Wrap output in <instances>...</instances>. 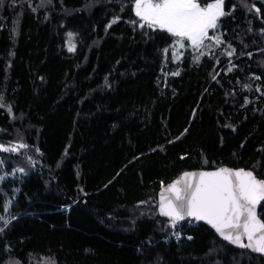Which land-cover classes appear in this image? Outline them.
Instances as JSON below:
<instances>
[{
    "label": "trees",
    "instance_id": "1",
    "mask_svg": "<svg viewBox=\"0 0 264 264\" xmlns=\"http://www.w3.org/2000/svg\"><path fill=\"white\" fill-rule=\"evenodd\" d=\"M133 1L0 3V143L30 157L18 174L0 150V264H264L157 213L184 170L264 178V0H224L199 48L142 26Z\"/></svg>",
    "mask_w": 264,
    "mask_h": 264
},
{
    "label": "snow or ice",
    "instance_id": "2",
    "mask_svg": "<svg viewBox=\"0 0 264 264\" xmlns=\"http://www.w3.org/2000/svg\"><path fill=\"white\" fill-rule=\"evenodd\" d=\"M223 3L224 0H215L201 7L197 0H134V9L136 16L144 22L142 26L166 30L180 38L176 43H180L181 47L186 38L191 41V46L199 48L208 30L218 27V19L227 15L223 11ZM68 35L71 39L73 34ZM220 42L217 39V43ZM74 47L70 45L68 50L74 51ZM228 55L231 56L232 52ZM195 59L199 60V56ZM18 171L23 172L24 169ZM184 176L196 179H185L182 187L177 186L179 181L168 185L171 195L161 197L160 212L171 217L173 226L186 217L205 220L225 240L264 253V222L257 219L255 211L257 204L264 201V179L258 180L251 171L225 168L214 172L185 173ZM4 223L7 225L8 221ZM242 235L254 244H243Z\"/></svg>",
    "mask_w": 264,
    "mask_h": 264
},
{
    "label": "water",
    "instance_id": "3",
    "mask_svg": "<svg viewBox=\"0 0 264 264\" xmlns=\"http://www.w3.org/2000/svg\"><path fill=\"white\" fill-rule=\"evenodd\" d=\"M220 168H225V169H231L233 171L235 170H239V169H243L245 171H251L253 173V175L258 179V180H261V179H264L263 177H259L255 172L254 170L250 169V168H243V167H231V166H228V165H220V166H216V167H213V168H195V169H189V170H184L182 172H180L172 181L168 182L167 184H164L162 187H160V189L158 190L157 192V213L160 217H163V218H166L168 220H171V217H166L164 215L161 214L160 212V203H161V197H169L171 195V193L168 191V185L170 184H173L175 182H178L179 181V184L177 185L178 187H182L184 182H185V179H196V177H191V178H185L184 174L185 173H194V174H198L200 172H214V171H217L218 169ZM264 201L262 202H259L255 208V211H256V214H257V219H259L261 222H264V220L261 218L260 216V210H261V204H263ZM186 219H193L195 220L193 217H186L184 220ZM200 223H204L206 225H208L209 227H211L214 232L217 234V236H221L216 230L215 228L210 225L209 223H207V221L205 220H196ZM241 232H242V229H241ZM241 242L243 244H249V243H252L254 244V241H249L247 239L246 236H241ZM231 245L233 246H236V247H239V248H245V247H241L239 246L238 244H233V243H230ZM249 249L250 251H253L255 253H258V254H261L264 256V253H261V252H257V251H254L252 250L251 248H247Z\"/></svg>",
    "mask_w": 264,
    "mask_h": 264
},
{
    "label": "rangeland",
    "instance_id": "4",
    "mask_svg": "<svg viewBox=\"0 0 264 264\" xmlns=\"http://www.w3.org/2000/svg\"><path fill=\"white\" fill-rule=\"evenodd\" d=\"M197 2L200 4L201 7H206L208 3H214L215 0H197ZM133 6H134V1H133ZM70 45H74V44L72 42H68V48ZM21 145H23V143H21V142H11L9 144H1L0 143V146H3L2 148H0V150L10 151L14 154H19L18 155L19 161H18L17 167L15 169V172H17L18 174L21 173L20 171H18V169H21V168L23 169V167L20 163L26 162L30 159V157L26 153H23V151L25 149H24V147H21ZM0 177H2V179H0V184H1L4 180L9 178V173L8 172L2 173V174H0ZM142 208H143V205L138 204V207H137L138 213L137 214H144V210ZM145 213H149V212H145ZM167 228H168V230L171 228L175 229V228H177V226L176 225L173 226L171 224V222L170 223L168 222Z\"/></svg>",
    "mask_w": 264,
    "mask_h": 264
},
{
    "label": "bare ground",
    "instance_id": "5",
    "mask_svg": "<svg viewBox=\"0 0 264 264\" xmlns=\"http://www.w3.org/2000/svg\"><path fill=\"white\" fill-rule=\"evenodd\" d=\"M211 228V227H210ZM219 238L221 239V240H223V241H225V242H227V243H231L230 241H228V240H225L222 236H219Z\"/></svg>",
    "mask_w": 264,
    "mask_h": 264
},
{
    "label": "built area",
    "instance_id": "6",
    "mask_svg": "<svg viewBox=\"0 0 264 264\" xmlns=\"http://www.w3.org/2000/svg\"><path fill=\"white\" fill-rule=\"evenodd\" d=\"M176 230H174V232H175Z\"/></svg>",
    "mask_w": 264,
    "mask_h": 264
}]
</instances>
